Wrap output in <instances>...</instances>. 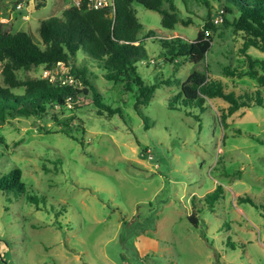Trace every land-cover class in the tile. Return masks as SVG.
<instances>
[{
	"label": "rangeland",
	"instance_id": "374dc122",
	"mask_svg": "<svg viewBox=\"0 0 264 264\" xmlns=\"http://www.w3.org/2000/svg\"><path fill=\"white\" fill-rule=\"evenodd\" d=\"M40 1L0 0V26L37 38L40 21L70 4ZM173 2L181 17L194 22L165 28L160 12L132 3L142 23L139 35L153 33L142 38L147 58L137 63L139 75L147 83L170 78L154 90L146 107L149 120L133 108L131 92L101 76L95 79L98 89L106 90L113 105H123V116L98 114L83 100L78 107L47 103L39 114L0 118V171L18 165L28 192L47 195L37 208L25 195L8 200L0 191V264H264V209L237 202L243 193L264 202V143L247 135L264 138V106H242L222 125L219 115L228 102L221 97H207V109H194L198 119L183 106L167 105L188 73L206 62L210 75L236 93L259 87L247 75L223 73L225 64L247 66L238 50L241 32L214 21L221 3ZM209 13L216 29L204 62L179 56V64L165 63L160 38L193 39ZM249 52L261 54L253 47ZM1 70L0 63L5 86ZM67 71L62 62L50 70H16L23 79H59ZM11 90L21 93L23 87ZM217 183L222 197L208 207L203 195Z\"/></svg>",
	"mask_w": 264,
	"mask_h": 264
},
{
	"label": "trees",
	"instance_id": "16d2710c",
	"mask_svg": "<svg viewBox=\"0 0 264 264\" xmlns=\"http://www.w3.org/2000/svg\"><path fill=\"white\" fill-rule=\"evenodd\" d=\"M168 6H164V2ZM210 5L211 0H198ZM221 3L222 25H232L233 30L241 32L242 42L238 50L246 60L247 66L225 64L223 73L227 76L241 77L247 75L264 87V0H214ZM113 5L101 8H89L85 1L79 5L64 7L60 15H52L40 21L39 36L36 38L31 32L24 29L7 30L0 26V63L1 73L5 86L0 85V118H13L16 116L28 117L39 114L46 109V104L63 105L72 102L78 107L80 101L89 100L96 106L98 114L112 116L118 113L123 116V105H113L107 100L110 98L106 90H99L95 79L108 80L107 83H120L122 88L133 94V108L146 122L150 115L146 107L154 90L163 83H170V78L159 77L158 80L147 83L139 75L137 63L147 58V49L142 38L153 35L147 32L140 36L142 23L138 21L133 2L161 13V25L173 28L180 21L187 25L193 21L191 16L183 18L179 15V7L173 0H113ZM42 2L36 0V5ZM110 11L113 15L110 16ZM229 15L230 18L228 17ZM216 25L210 18V13L198 29L195 37L184 40L179 35L160 38L164 50V62L175 61L183 56L194 64L203 63L209 52ZM253 47L261 54H253L249 49ZM237 62L242 60L237 59ZM59 62L68 66L67 73L74 77L73 83L62 82L61 78L45 77L20 78L16 70L30 69L43 65L46 70L56 67ZM98 70L100 73L98 74ZM209 64L204 68H193L180 83V89L167 98L169 108L183 106L185 112L194 114L207 109L206 98L221 97L228 102L226 111L219 115L222 125H226V118L242 106L250 107L254 104L264 106V94L259 87L254 90L244 89L236 93L227 87L226 82L220 78L212 77L209 73ZM13 87H23L21 93L11 90ZM106 94V95H105ZM146 124V123H145ZM237 131H241L237 128ZM64 132L68 133L67 130ZM239 133V132H238ZM251 138L264 143V138L254 133L247 134ZM4 140L0 136V144ZM21 168L14 164L8 170L0 171V191L5 199L12 200L24 196L37 208L45 204L46 194L31 190L21 179ZM224 188L217 183L213 189L203 195L208 207L222 197ZM194 200V199H192ZM237 202H248L256 208L264 209V202H256L249 194L237 196ZM263 214V213H262ZM188 219L197 224L194 213ZM229 229L230 227H226ZM229 242V236L226 240ZM215 264H221L218 261Z\"/></svg>",
	"mask_w": 264,
	"mask_h": 264
},
{
	"label": "built area",
	"instance_id": "2783aa9c",
	"mask_svg": "<svg viewBox=\"0 0 264 264\" xmlns=\"http://www.w3.org/2000/svg\"><path fill=\"white\" fill-rule=\"evenodd\" d=\"M82 1H85L86 5L89 8H93V9L101 8L105 5H111V6L113 5V4H109L108 0H70V4H68V5H79L82 3ZM21 6H22V2L21 1L17 2L16 7L20 8ZM219 20L220 21L222 20L221 14H218L214 19L215 22H217ZM150 60L152 61V59H150ZM142 62H144V60H142ZM49 78L51 79L52 77L49 76ZM61 81L66 82V83H73L75 80H74L73 75L67 74L61 78Z\"/></svg>",
	"mask_w": 264,
	"mask_h": 264
},
{
	"label": "water",
	"instance_id": "95a60500",
	"mask_svg": "<svg viewBox=\"0 0 264 264\" xmlns=\"http://www.w3.org/2000/svg\"><path fill=\"white\" fill-rule=\"evenodd\" d=\"M108 3L109 4H113L114 2H113V0H108ZM109 15L112 16L113 15V11H110Z\"/></svg>",
	"mask_w": 264,
	"mask_h": 264
},
{
	"label": "crops",
	"instance_id": "0c3cea01",
	"mask_svg": "<svg viewBox=\"0 0 264 264\" xmlns=\"http://www.w3.org/2000/svg\"><path fill=\"white\" fill-rule=\"evenodd\" d=\"M66 6H68V4L64 5L63 8L66 7ZM63 8H62V9H63ZM61 11H62V10H61Z\"/></svg>",
	"mask_w": 264,
	"mask_h": 264
}]
</instances>
